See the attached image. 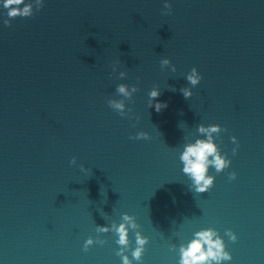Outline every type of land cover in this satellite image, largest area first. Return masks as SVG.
I'll return each instance as SVG.
<instances>
[{"label": "water", "instance_id": "95a60500", "mask_svg": "<svg viewBox=\"0 0 264 264\" xmlns=\"http://www.w3.org/2000/svg\"><path fill=\"white\" fill-rule=\"evenodd\" d=\"M3 3L0 264H122L118 234L96 228L124 213L139 225L129 229L132 264H179L180 245L208 228L232 255L221 264H264V0H43L11 26ZM121 83L139 89L126 116L108 104L124 99ZM154 87L160 112L149 108ZM200 124L227 129L214 142L231 161L209 167L205 193L180 160L185 144L206 138ZM139 132L150 139H130ZM136 231L148 238L139 262ZM89 237L105 243L85 251Z\"/></svg>", "mask_w": 264, "mask_h": 264}, {"label": "clouds", "instance_id": "9594fccd", "mask_svg": "<svg viewBox=\"0 0 264 264\" xmlns=\"http://www.w3.org/2000/svg\"><path fill=\"white\" fill-rule=\"evenodd\" d=\"M23 5V7H20ZM34 5L35 11H39L43 8V0H34L33 3H25V0H4L3 7L8 9L7 16L9 19L3 21L5 26H11V19L16 17H31L34 15ZM165 9L168 12H171V4L165 3ZM116 64H119L117 61L113 65V73L116 71ZM161 67H170L171 71L175 73L177 71L176 66L171 64V61L167 58L160 61ZM127 76V72L120 71L119 78L123 79ZM139 80V77H137ZM187 82L192 86L196 87L200 84L202 76L193 67L190 73L186 76ZM138 87L133 85L129 86L127 84L117 85L115 91L118 95L122 96L124 99L116 100L110 99L108 101L109 106L116 111L121 116H126L128 112H131L132 109L128 108L126 111V100H131L133 94L138 91ZM172 91H175V88H171ZM180 92L183 96L188 99L193 93L190 88L184 87L180 89ZM160 90L154 87L149 95V108L154 107L156 112H160L167 107L166 102H158L157 98L160 96ZM154 101H156L154 103ZM222 131H227L219 124H211L204 126L200 124L198 126V132L204 135V139H196L194 143L185 144L184 150L180 155V160L183 163V173L186 174L192 181V188L197 193L207 192L214 184V176L208 174L209 167H214L217 173L224 171L231 164V161L226 158V155H222L217 144L214 142V134L219 136ZM130 139L140 140V139H150L148 133L139 132L136 136L130 137ZM231 140L234 144L237 145L236 148H233V154L235 155L239 147L237 138L235 136L231 137ZM76 157H73L70 161L71 165H76ZM81 171H89L85 169L83 165H80ZM230 180L236 179V173L232 172L229 175ZM122 223L118 226L113 223L111 227L107 226H97V233H107L109 231H114L118 234L119 239L116 241L120 245V249L117 252V255L121 257L122 264H132V260L129 259L128 255H125V252L129 246V229L136 230L139 228V225L136 223V220L133 216L124 213L122 215ZM136 244L137 247L132 252V257L136 261H141L143 253L145 251V245L148 243V238L143 236L139 231H136ZM231 239L235 242L237 236L231 230L226 232ZM94 243L104 244L105 241L97 237L94 240L92 237H89L84 243V250L87 251L90 246ZM175 248V246H173ZM180 260L179 264H221L224 261H231L232 255L230 252L226 251V246L224 240L218 235L217 231L212 228L200 230L194 233V238L187 243V245L181 244L179 247Z\"/></svg>", "mask_w": 264, "mask_h": 264}]
</instances>
